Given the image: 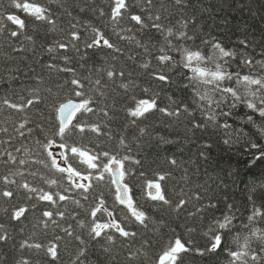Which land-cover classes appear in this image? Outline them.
Wrapping results in <instances>:
<instances>
[{"label": "snow or ice", "instance_id": "obj_1", "mask_svg": "<svg viewBox=\"0 0 264 264\" xmlns=\"http://www.w3.org/2000/svg\"><path fill=\"white\" fill-rule=\"evenodd\" d=\"M105 2L108 4L107 11L101 7L93 8V12L104 18V27H110L120 40L142 49L145 58L140 67L145 70L152 69L149 76L157 82V87L170 84L172 82L170 73L177 67L190 73L185 75L187 83L184 87L191 89V104L181 102L173 108L171 104L177 102L169 97L170 106L160 107L158 103L160 92L154 91L152 87L141 89L143 97H137L135 94L128 97L132 106L124 109L127 117L124 133L132 129L133 132L138 130L140 137L148 134L147 128L141 127L140 123L155 112L177 118L187 113L192 119L190 127L186 130L185 143L191 142L197 131L202 132L211 127L222 131V144L225 146L223 150L232 154L229 163L237 152L239 156L236 164L246 165L249 172L257 167L259 162H264V59L255 60L245 51L250 47V41L247 38L241 39L239 48H231L226 47L215 36L200 37L190 28V25L194 26L196 23L195 15L191 18L182 16L175 24L162 22L166 16L173 15L174 9L183 11L188 6V0H171V6L168 0H105ZM8 7L15 11L5 10L3 4H0V37L7 33L10 46L15 38L27 30L28 18L51 26L52 31L56 29V20L51 10L38 0H8ZM134 7L139 11H133ZM80 11L84 9L81 8ZM68 15H71V12ZM6 21L14 27H8ZM33 27L35 28V25ZM71 27L73 29L69 33L71 39L67 43L56 41L47 51L57 54L61 51L66 53L71 49L84 59L88 52H80L75 43L81 40L80 33L75 30L76 24H72ZM89 27L93 35L90 42L84 45L86 50L107 48L115 53L124 51L106 36L101 27L92 25ZM146 30L154 31L160 39L153 43L151 37L146 41L138 38L137 33L144 34ZM25 39L33 41L34 37L28 35ZM197 39L200 40L199 45L195 43ZM190 41L192 44H189ZM21 50L13 48V51ZM128 58L134 59L133 56ZM61 59L65 61V66L48 63L47 68L50 71L71 73L70 81L65 83H70L74 96L79 99L67 98L63 102L53 104L52 110L55 115L50 128L46 129L42 123L34 124L27 115V110L41 100L38 87L31 89L30 98L21 97V103L4 98L0 105L22 114V118L11 126L0 120V165L7 169L6 174L0 173V202H3L0 204V213L17 224H24L25 221H29L30 216L32 217L30 221L34 230L32 236L22 239L13 247H18L22 253L28 250L30 254L42 255L48 264H60V241L64 237L55 235L44 243L33 239L36 230L46 235L49 230L60 229L66 237L78 242L69 264H118V240L121 244L120 251L127 249L128 264H134L142 253L141 250H133L132 241L140 236L141 232L133 230L132 225L144 231L155 232L159 230L157 225L164 226V221H155L133 193L129 178L137 173L126 166V162L141 165L140 159L133 155H121L118 151H97L96 148L74 142L75 137L83 139L87 132L112 138L110 131H103V128L107 127L106 124L89 121V114H102L104 118L112 119L109 106H98L100 102L97 100V96L107 95L105 91L107 84L102 83L100 78L93 80L89 76H80L75 68L67 66L71 62L68 55H63ZM241 68H247L248 72L242 73ZM131 75L132 73L117 70L115 66H110L106 70L108 80L115 82L119 79V87L124 90L125 96L138 87L135 81L127 79ZM37 81L38 84L43 83L40 77H37ZM64 86L61 84L58 88L63 89ZM47 91L52 93L53 90L48 88ZM197 113L202 120L197 118ZM37 131L42 135V139L36 137ZM133 139L139 144L138 137L134 136ZM158 140L157 147L161 143H173L164 137H158ZM29 141L32 146H29ZM118 144L128 148V138L125 134L120 135ZM237 144H241L239 149L235 148ZM211 148V144L203 141L199 144L198 156L207 161ZM128 151L131 152V149L128 148ZM245 156L248 159H245ZM166 159L171 166L183 167L175 156H168ZM74 163L82 165L83 170L75 167ZM41 169L59 173L62 179L53 178ZM224 173L225 177L238 176L239 167L232 169L230 166ZM146 175L142 170L138 173L139 177ZM171 175L170 171H157L152 179L144 180L143 196L153 202L154 207L167 206L168 209L179 213L192 199L198 201L203 199L200 192L189 196L181 189L177 193L178 199L174 202L165 189V182ZM62 180L67 181V186ZM101 186L113 191V207L108 206L103 192L96 191ZM219 187L221 189L227 187L226 179L220 181ZM257 189L261 190L260 198L264 199V182L257 180L248 189L247 198L252 207L247 217L248 223L243 227L249 231L243 236L239 232L233 234L234 248L225 247L227 244L225 233H232L234 221L237 219V210L229 202L226 203V211L208 225L204 233L208 237L206 247H193L194 241L182 240L177 235L169 239L166 247L149 264H182L185 253L195 252L200 256H206L221 250L227 251L228 264H264V229L255 226L257 222L264 221V205L258 206L255 203ZM18 197H23V202H17ZM90 200L93 201L91 204L81 202ZM65 202L83 210L86 218L80 219V213L70 211ZM217 207L218 204L210 200L206 205L197 206L195 211L188 215L202 216L208 209ZM37 208L41 209L39 215H35ZM69 217L76 222L79 229L85 231L86 238L84 234L78 233L71 223L66 227L62 226L61 222ZM25 227H21L22 233ZM187 231L191 232L193 229ZM12 239L6 224L0 223V245H5ZM254 240L260 242L257 249L252 248ZM147 244L149 241L144 240L141 248ZM0 264H6L2 255ZM15 264L34 262L29 256L21 255ZM35 264L40 262L36 261Z\"/></svg>", "mask_w": 264, "mask_h": 264}, {"label": "trees", "instance_id": "obj_2", "mask_svg": "<svg viewBox=\"0 0 264 264\" xmlns=\"http://www.w3.org/2000/svg\"><path fill=\"white\" fill-rule=\"evenodd\" d=\"M39 3L48 7L53 18L56 20L55 31L50 30L51 26L36 22L32 18H28L26 23L28 28L25 33L9 45L7 33L0 37V105L4 98H8L13 102L21 103V97L25 99L30 98L31 89L39 88V95L41 100L35 104L34 107L27 110V115L33 120L34 124L42 123L48 129L54 123V112L52 105L63 102L67 98L78 100L72 92L70 83L71 73L50 71L47 68L48 63H55L61 67L65 66V61L61 59L63 55H68L71 62L67 65L76 69L80 76H89L91 79L100 78L102 83L107 84L105 89L107 95L105 97L97 96L100 102L98 106H109L110 115L112 119H106L101 115L89 114L90 122H100L106 124L103 128L104 132H111L112 138L107 135L97 136L94 133L87 132L83 139L79 136L74 138V142L83 145H88L91 148H96L97 151L108 150L112 152H120L121 155H133L141 160V165H135L131 162H126V166L134 169L137 175L129 178V182L133 187V193L138 199L139 203L153 217L155 221H164V226H159L158 231H144L138 226L132 225L133 230H138L141 235L134 241L133 250H141V255L134 262V264H149L154 258L166 247L170 238L179 236L182 240L194 241L193 247H206L208 244V237L204 235L208 225L216 218H219L222 213L226 211V203H232L237 210V219L234 221L232 233H225L227 244L225 247L234 248L233 234L239 232L241 236L248 233L249 229L244 228L247 224V217L250 214L252 204L248 200V189L256 183L257 180L264 182V162H259L257 167L253 168L251 172L244 164L239 166L236 164V156H232L231 163L229 157L232 155L228 151H224L225 146L222 144V131H217L209 127L205 131H197L195 138L191 142L185 143L187 139L186 130L190 127L191 117L187 113H183L179 118L168 117L162 113L155 112L150 114L147 119L140 123L141 127H146L148 134L140 137L137 131L133 132L129 129L124 133V125L127 122L125 108L131 107L132 102L128 98L135 94L137 97H143V87H152L154 91L160 92L159 105L160 107H169V97L174 99L177 103L171 104V107H176L179 103L192 102L191 89L184 87L187 83L185 75H190L188 70L177 67L171 71L172 82L162 87H157V82H154L149 76L151 68L148 70L140 67L143 63L144 56L142 49H138L134 44H129L127 41L120 40L111 30L110 27H104V18H100L97 13L93 12V8H104L108 10V4L105 0H38ZM171 6V0H168ZM5 10L15 11L8 7V0H0ZM83 8L84 11H80ZM133 11H139L138 8H133ZM71 12V15L68 13ZM195 15V25H190L193 31L197 32L198 36L204 38H211L215 36L226 47L239 48V41L247 38L250 41V47L245 51L255 60L264 59V0H188V6L180 11L178 8L173 10V15L162 20L165 24H175L176 20L182 16L184 18H191ZM8 27H14L10 22L6 21ZM76 24L75 29L80 33L81 40L75 41L80 52H88V56L81 59L80 54L72 51L59 52L51 54L47 51L50 46H53L56 41L67 43L71 37L69 33L73 30L71 25ZM35 25V28L33 27ZM89 25L101 27L106 36H108L117 47L124 49L122 53H115L110 49H85L86 42H90L92 32ZM31 35L34 37L33 41H28L25 36ZM141 40H148L152 38L153 43L158 41L160 37L153 32L145 31L144 34L137 33ZM197 45L200 40L195 41ZM189 44H192L190 41ZM202 46V45H201ZM13 48H20L21 51H13ZM153 51H155L153 49ZM207 51V49H205ZM141 53V55H137ZM55 56V59H53ZM133 56L134 59H129ZM114 57V58H113ZM155 63V62H153ZM84 65V67H81ZM110 66H115L117 70H123L126 73H132L127 79L136 82L138 87L134 92H129L128 96L124 95V90L119 87V79L115 82L108 80L106 70ZM235 67L233 71H235ZM242 73H247V68H241ZM37 77L43 79L42 84H38ZM64 84L63 89H59L58 85ZM52 88V93L47 91ZM91 94V93H90ZM243 111V110H241ZM22 118V114L16 113L14 110L6 106L0 107V120L7 123L8 126L15 123ZM198 119H203L197 113ZM239 127V125H236ZM254 131V130H252ZM121 134H125L128 138V148H123L118 144ZM138 137L139 144L133 137ZM36 137L42 139V135L37 131ZM158 137H164L173 143L160 144ZM207 141L212 145L210 149V157L207 161L198 156L199 144ZM243 141H241V144ZM241 144L235 146L236 149L241 147ZM97 145L99 147L97 148ZM29 146L31 141H29ZM168 156H175L178 161L183 164V167L176 168L167 163ZM248 159L247 156L244 157ZM75 167L83 170V166L74 163ZM231 166L232 169L239 167L240 174L238 176L225 177L224 170ZM39 167V166H34ZM49 176L57 179H62L61 174L54 171L49 172L47 169H41ZM144 171L147 175L139 177L138 173ZM157 171H170L171 177L165 182V189L170 199L174 202L178 199L177 193L183 189L185 193L191 196L193 193L200 192L203 196L202 200L192 199L189 204L181 212L177 213L168 209L167 206L160 208L154 207L153 202L148 201L143 196V183L145 179H152L153 174ZM7 169L0 165V173L6 174ZM227 187L221 189L219 187L220 181L225 180ZM62 183L67 186V181L62 180ZM62 190V189H61ZM103 192L108 206H114L113 191L101 186L96 190ZM260 189L254 196L255 203L264 205V199L260 198ZM225 197L227 199H225ZM79 198V197H76ZM214 201L218 204L215 209H208L203 215L189 216L188 213L194 212L197 206H203ZM17 202H23V197H18ZM82 203L91 204L93 201ZM70 211L75 210L80 213L79 218L85 219L86 213L76 208L75 205L65 202ZM3 204V202H0ZM4 206H8L4 204ZM40 208H37L35 215H39ZM119 218V217H118ZM32 217L24 224H17L8 220L6 215L0 213V223L6 224L8 231L13 239L5 245H0V255L3 256L6 264H15L16 260L21 256H29L34 264L39 261L40 264H48V261L42 255L37 256L34 253L30 254L28 250L23 253L18 247L22 239H26L33 234L31 227ZM62 226L66 227L69 223L73 225L78 233H86L84 230L76 226V222L70 217L66 221H62ZM27 225V227H25ZM256 227L264 229V221L257 222ZM21 227H25V231H20ZM188 229L193 231L188 232ZM175 230V231H173ZM55 235L64 237L61 244V261L60 264H69L73 254L78 247V242L71 240L65 236L60 229L55 231L49 230L48 233L42 234L36 230L34 240L47 243L48 240L54 238ZM144 240H148L149 244L141 248ZM260 247L259 241L252 242V248ZM121 244L118 240V264H128L126 259L127 249L120 251ZM115 254V253H114ZM93 258H95L93 256ZM229 257L227 251H218L217 253L200 256L195 252L185 253L183 255L182 264H228Z\"/></svg>", "mask_w": 264, "mask_h": 264}]
</instances>
